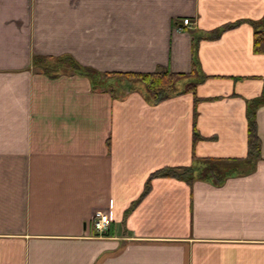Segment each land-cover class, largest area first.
<instances>
[{"label":"crops","instance_id":"0c3cea01","mask_svg":"<svg viewBox=\"0 0 264 264\" xmlns=\"http://www.w3.org/2000/svg\"><path fill=\"white\" fill-rule=\"evenodd\" d=\"M257 31L264 0H0V264H264V103L253 169L198 176L248 156ZM164 69L158 103L100 76Z\"/></svg>","mask_w":264,"mask_h":264},{"label":"trees","instance_id":"16d2710c","mask_svg":"<svg viewBox=\"0 0 264 264\" xmlns=\"http://www.w3.org/2000/svg\"><path fill=\"white\" fill-rule=\"evenodd\" d=\"M238 23L227 24L223 29H229L235 27ZM254 50L256 52H264V31H257L254 40ZM67 65L72 69L83 71L85 70L88 74L97 75V72L93 69L84 68L78 65L71 59L66 60ZM100 76L107 80L114 79L118 80L119 84H123L126 81H138L142 83L146 90L147 97L154 102H160L178 91L177 83L184 76L180 73H175L170 70H161L155 72H114V73H100ZM264 103V94L256 99L249 102L248 107V156L242 160H206V168L202 169L201 174L198 176L209 177L214 179L216 182L222 181L224 178L229 176L233 172H241L252 170L254 162L260 157V138L257 132V122L255 119L256 108ZM196 168L185 167L179 172L177 169H166L167 173H175L179 175L190 176ZM236 172V173H237Z\"/></svg>","mask_w":264,"mask_h":264},{"label":"built area","instance_id":"2783aa9c","mask_svg":"<svg viewBox=\"0 0 264 264\" xmlns=\"http://www.w3.org/2000/svg\"><path fill=\"white\" fill-rule=\"evenodd\" d=\"M189 19L184 20V24H190ZM110 226V217L106 211H97L92 218V228L94 232H101L108 229Z\"/></svg>","mask_w":264,"mask_h":264},{"label":"rangeland","instance_id":"374dc122","mask_svg":"<svg viewBox=\"0 0 264 264\" xmlns=\"http://www.w3.org/2000/svg\"><path fill=\"white\" fill-rule=\"evenodd\" d=\"M133 82H138V81H133Z\"/></svg>","mask_w":264,"mask_h":264}]
</instances>
